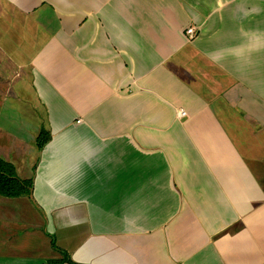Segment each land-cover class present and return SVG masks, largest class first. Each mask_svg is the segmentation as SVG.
Here are the masks:
<instances>
[{"label":"crops","instance_id":"crops-1","mask_svg":"<svg viewBox=\"0 0 264 264\" xmlns=\"http://www.w3.org/2000/svg\"><path fill=\"white\" fill-rule=\"evenodd\" d=\"M0 169V264H264V0H0Z\"/></svg>","mask_w":264,"mask_h":264},{"label":"trees","instance_id":"trees-1","mask_svg":"<svg viewBox=\"0 0 264 264\" xmlns=\"http://www.w3.org/2000/svg\"><path fill=\"white\" fill-rule=\"evenodd\" d=\"M31 181L22 180L13 172L5 173L0 169V193L9 196H18L30 193Z\"/></svg>","mask_w":264,"mask_h":264},{"label":"built area","instance_id":"built-area-1","mask_svg":"<svg viewBox=\"0 0 264 264\" xmlns=\"http://www.w3.org/2000/svg\"><path fill=\"white\" fill-rule=\"evenodd\" d=\"M196 27L195 26H190L186 29V33L188 35V39H192L195 37L196 35ZM178 114L180 117H183V116H186L187 115V112L183 109V108H179L178 110Z\"/></svg>","mask_w":264,"mask_h":264}]
</instances>
